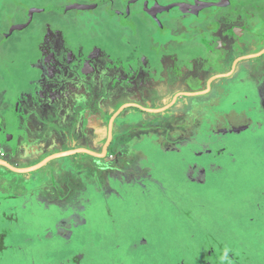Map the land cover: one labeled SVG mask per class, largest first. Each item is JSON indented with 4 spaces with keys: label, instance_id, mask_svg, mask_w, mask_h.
<instances>
[{
    "label": "flooded vegetation",
    "instance_id": "1",
    "mask_svg": "<svg viewBox=\"0 0 264 264\" xmlns=\"http://www.w3.org/2000/svg\"><path fill=\"white\" fill-rule=\"evenodd\" d=\"M37 1L32 0L34 11L24 12L20 21L26 26L12 29L25 30L38 21L41 14L34 6L41 0ZM47 2L39 5L45 14L61 20L86 17L97 28L67 35L58 28L57 33L46 30L40 49L33 46L40 53L22 68H30L24 72L26 78L38 75L31 85L37 86V95L20 102L0 93V159L13 167L35 165H21L18 149L32 145L35 134L44 131L51 136L59 132L66 142H80L56 153L77 149L105 153L102 157L112 153L117 167L154 166L151 155L173 150L184 154L183 147L213 160L231 147L228 134L241 130L242 112L236 106L233 112L219 107L236 93L234 81L250 78L259 86L264 104V0ZM76 10L85 15L67 17ZM75 39L78 46H72ZM248 61L254 63L245 64ZM18 103L23 104L17 107ZM91 112L94 119L88 117ZM125 115L130 123H124L120 134L118 122ZM33 117H41L37 126ZM163 133L167 137L158 140ZM2 170L11 172L0 178V196L8 203L17 199L11 189L19 179L30 187L40 182L36 191L48 186L47 176L27 175L34 171L22 173L0 165V175H5ZM15 173L21 175L14 180ZM22 191L13 193L20 196ZM1 205L0 200V214L15 210ZM213 254L211 247L202 264H215Z\"/></svg>",
    "mask_w": 264,
    "mask_h": 264
},
{
    "label": "rangeland",
    "instance_id": "2",
    "mask_svg": "<svg viewBox=\"0 0 264 264\" xmlns=\"http://www.w3.org/2000/svg\"><path fill=\"white\" fill-rule=\"evenodd\" d=\"M33 2L0 0V93L20 102L37 95V86L31 85L38 75L26 78L24 72L30 68H22L39 54L33 45L40 49L46 30L55 33L58 28L67 35L97 28L86 17L61 20L45 14L39 5L48 2L41 0L34 6L41 14L38 21L25 30L12 29L22 27L24 12L34 11ZM76 14L85 15L83 10L66 15ZM76 41L72 46H78ZM233 84L237 100L228 97L219 107L233 112L236 106L242 112L241 130L228 134L231 147L213 160L183 147L184 154L173 150L151 155L154 166L124 168L114 165L112 153L105 157L78 153L54 158L27 174L47 176L43 190H35L40 182L32 183V188L29 182L22 185V179L15 182L13 203L0 196L1 207L6 203L15 209L0 214V264H202L211 247L215 264H264V104L259 86L250 78ZM39 118L33 117L36 126ZM120 120L121 134L130 119L125 115ZM47 133L35 134L32 145L18 149L21 165L80 145L76 139L64 141L59 132ZM166 137L163 133L157 139ZM4 172L0 178L11 173ZM15 189L23 190L20 196Z\"/></svg>",
    "mask_w": 264,
    "mask_h": 264
},
{
    "label": "water",
    "instance_id": "3",
    "mask_svg": "<svg viewBox=\"0 0 264 264\" xmlns=\"http://www.w3.org/2000/svg\"><path fill=\"white\" fill-rule=\"evenodd\" d=\"M207 5H205V6H207ZM84 152L90 153V154H92L94 156H97V157H102L105 154V153L104 154H99V153L90 151L88 149H77V150H69V151H65V152H58V153L52 154V155L46 157L40 163H37V164H35V165L31 166V167H27V168H16V167H13L11 164H9L8 162H6V161H4L2 159H0V165L8 166V167L12 168L13 170H15L17 172L27 173V172H31V171H35V170L40 169L41 167L46 165L49 161H51L54 158L63 157V156H66V155H73V154H76V153H84Z\"/></svg>",
    "mask_w": 264,
    "mask_h": 264
},
{
    "label": "bare ground",
    "instance_id": "4",
    "mask_svg": "<svg viewBox=\"0 0 264 264\" xmlns=\"http://www.w3.org/2000/svg\"><path fill=\"white\" fill-rule=\"evenodd\" d=\"M33 42H34V41H33ZM36 42H39V41H36ZM14 44H15V43H14ZM32 44H33V43H32ZM33 46H34V45H33ZM34 48H35V47H34ZM38 49H39V48H38ZM37 51H38V50H37ZM39 53H40V52H39ZM28 62H29V61H28ZM29 63H30V62H29ZM18 64H19V62H18ZM28 65H29V64H28ZM30 66H31V65H30ZM30 66H29V67H30ZM6 68H7V67H6ZM14 68H15V66H14ZM132 69H133V68H132ZM134 70H135V69H134ZM160 70H161V69H160ZM160 70H159V71H160ZM8 72H9V71H8ZM9 73H10V72H9ZM10 74H11V73H10ZM8 75H9V74H8ZM152 77H153V76H152ZM156 77H157V76H156ZM150 78H151V77H150ZM154 78H155V77H154ZM155 81H156V80H155Z\"/></svg>",
    "mask_w": 264,
    "mask_h": 264
}]
</instances>
